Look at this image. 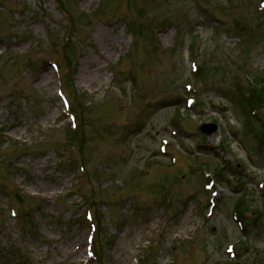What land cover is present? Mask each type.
Returning <instances> with one entry per match:
<instances>
[{"label":"rangeland","instance_id":"rangeland-1","mask_svg":"<svg viewBox=\"0 0 264 264\" xmlns=\"http://www.w3.org/2000/svg\"><path fill=\"white\" fill-rule=\"evenodd\" d=\"M0 264H264V0H0Z\"/></svg>","mask_w":264,"mask_h":264},{"label":"bare ground","instance_id":"bare-ground-1","mask_svg":"<svg viewBox=\"0 0 264 264\" xmlns=\"http://www.w3.org/2000/svg\"><path fill=\"white\" fill-rule=\"evenodd\" d=\"M51 81H52V74L50 73V72H46L45 74H43L42 76H41V78H40V83L42 84V85H48V84H50L51 83ZM211 138H212V141H216V140H218V136L217 135H211ZM50 186L49 185H47V186H45V189H48Z\"/></svg>","mask_w":264,"mask_h":264},{"label":"trees","instance_id":"trees-1","mask_svg":"<svg viewBox=\"0 0 264 264\" xmlns=\"http://www.w3.org/2000/svg\"><path fill=\"white\" fill-rule=\"evenodd\" d=\"M74 27H76V25L73 22V19L70 18V20H69V30H70L71 33H72ZM70 41H71V38L69 36L63 40V42L67 43V44H70ZM78 132H79V129L77 131H73L72 134H74V136H75ZM76 148H78L80 150V146L76 147ZM18 200L21 202L22 198H18ZM21 204L23 205L24 203H21Z\"/></svg>","mask_w":264,"mask_h":264},{"label":"water","instance_id":"water-1","mask_svg":"<svg viewBox=\"0 0 264 264\" xmlns=\"http://www.w3.org/2000/svg\"><path fill=\"white\" fill-rule=\"evenodd\" d=\"M201 130L210 136L213 134V132L217 131V127H215L214 125L203 126Z\"/></svg>","mask_w":264,"mask_h":264}]
</instances>
